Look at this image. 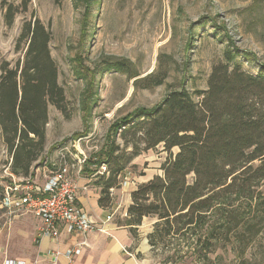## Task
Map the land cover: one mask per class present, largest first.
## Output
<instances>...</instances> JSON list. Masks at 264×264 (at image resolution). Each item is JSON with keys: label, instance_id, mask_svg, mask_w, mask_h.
<instances>
[{"label": "trees", "instance_id": "trees-1", "mask_svg": "<svg viewBox=\"0 0 264 264\" xmlns=\"http://www.w3.org/2000/svg\"><path fill=\"white\" fill-rule=\"evenodd\" d=\"M31 1H1L7 28L18 14L29 12ZM74 2L89 14L93 0ZM225 39L229 45L212 64L206 88L196 91L198 101L180 86L156 104L138 106L115 119L81 173L98 176V204L109 207L111 190L120 186L133 159L162 145L168 153L162 174L131 191L124 225L133 232L143 217L155 218L147 235L151 250L163 253L171 244L177 261L264 264V62L256 65V72L243 69L238 56L251 61L255 55ZM50 41L49 29L30 12L15 44L21 57L14 65L0 62V134L11 159L9 171L18 178H31L34 163L42 160L48 105L65 113L66 97ZM104 68L134 78L135 89L159 86L168 74L163 69L139 77L124 58L108 57ZM102 165L105 171L100 173ZM2 193L0 186V199ZM175 262L167 258L161 264Z\"/></svg>", "mask_w": 264, "mask_h": 264}, {"label": "rangeland", "instance_id": "rangeland-1", "mask_svg": "<svg viewBox=\"0 0 264 264\" xmlns=\"http://www.w3.org/2000/svg\"><path fill=\"white\" fill-rule=\"evenodd\" d=\"M1 1L0 62L6 60L14 65L21 57L15 52V44L22 21L32 12L51 32V55L66 97L65 113L48 105L46 146L42 160L34 163V174L43 165L54 170L59 165L57 151L78 138L80 146L75 144L71 150L88 158L103 144L112 121L138 106L156 104L169 90L183 86L198 101L196 91L206 88L212 64L222 59L229 45L227 36L236 47L255 55L251 61L238 56L243 69L256 72V65L264 62V0H93L89 14L74 0H32L29 12L18 14L10 28L3 21ZM108 57L130 60L139 77L163 69L168 74L159 86L135 89L134 78L104 68ZM81 67L94 73L85 75ZM84 105L88 107L86 111ZM117 141L122 145L120 138ZM177 151L176 147L171 150L173 154ZM167 156L159 145L135 157L133 166L121 177L133 180L128 191L139 180L154 173L161 175L160 167ZM10 160L0 134V186L11 180L6 170ZM42 180L40 174L31 178L34 183ZM120 187L113 189L114 198ZM27 211L0 213V246L3 243L7 257H14L11 250H16L12 238L19 241L20 254H27L37 245V219ZM22 213L34 220L36 232L12 236L15 217ZM172 246L166 252H156L161 262L170 258L176 260L172 264H195L191 259L177 261Z\"/></svg>", "mask_w": 264, "mask_h": 264}, {"label": "crops", "instance_id": "crops-1", "mask_svg": "<svg viewBox=\"0 0 264 264\" xmlns=\"http://www.w3.org/2000/svg\"><path fill=\"white\" fill-rule=\"evenodd\" d=\"M57 153L59 154V151H57ZM68 161L70 162L69 157ZM73 161L70 162V176L78 186L76 205L95 222L96 228L83 237L78 233H68L64 227H61L58 240H53L39 235L40 220L37 217L36 223L38 228L36 226L34 227V220H29L26 215L22 216L24 213L18 214V216L15 217L17 219L13 225L12 236L25 232L30 236V233L32 232L33 235L37 228V245L31 251H28L27 254H20L18 253V249L20 248L19 241L12 238L11 241L16 250L14 252L11 250V254H13L14 257H7L5 256L2 243L0 246V251H2L0 254V264H2L3 260L6 258L23 260L26 264H30L36 257L39 258L37 264H48L42 257L47 251L53 249L64 251L83 239L85 240V245L82 247L81 253L75 256L72 261H68L65 257H60L58 264H161V260L156 252L151 250L147 238V235L153 230L156 219L153 217H143L141 224L134 226L135 229L133 232L130 231V226L124 225L123 221L126 217V209L130 203V193L133 189L128 191V186L120 187V190H118L121 191L120 194L122 193V196H119L120 194L118 191L115 193L117 195L116 198L113 197L114 193H112V189L111 205L103 208L98 204L100 187L94 184L95 179H92L94 175L89 177L84 176L81 173L83 165L78 171L79 166ZM58 162H60V159ZM34 169L36 170V168L33 167L32 171ZM37 169L39 168L37 167ZM50 171L51 169H49L48 166L43 165L42 168L39 169V173L38 170L35 171L37 172L36 174H34L33 171L32 177H38L39 174L42 175L43 180L37 184H43L45 175ZM154 175H157V173L148 176L145 180H139L138 184L149 180ZM13 194V199L16 200L22 195V191L19 190ZM3 211L6 212L0 205V213H3ZM27 212L33 211L28 209ZM108 215L111 217L109 220H106V216ZM101 226H103L104 230H97V227Z\"/></svg>", "mask_w": 264, "mask_h": 264}, {"label": "built area", "instance_id": "built-area-1", "mask_svg": "<svg viewBox=\"0 0 264 264\" xmlns=\"http://www.w3.org/2000/svg\"><path fill=\"white\" fill-rule=\"evenodd\" d=\"M80 138L62 146L59 151V165L45 175L43 184H37L31 181V178H18L9 171V164L6 170L10 176V182L3 186L0 205L7 213L18 212L21 210H32L35 216L40 220L39 235L58 240L60 228L64 227L68 233H78L85 235L93 231L95 222L86 215L81 208L76 205L78 186L70 176V162L68 157L75 160L78 171L86 160L82 153H76L71 150L75 144L79 146ZM69 145V146H68ZM105 171V165L100 167V173ZM134 183L131 178L125 176L120 181L122 187ZM22 191V195L16 200L13 199L14 192ZM106 216V220L110 219ZM97 230L103 231V226L97 227ZM85 240L78 241L75 245L64 251L53 249L43 254V259L48 264H58L60 257H65L72 261L75 256L81 253ZM36 257L30 264H37ZM2 264H26L23 260L4 259Z\"/></svg>", "mask_w": 264, "mask_h": 264}, {"label": "bare ground", "instance_id": "bare-ground-1", "mask_svg": "<svg viewBox=\"0 0 264 264\" xmlns=\"http://www.w3.org/2000/svg\"><path fill=\"white\" fill-rule=\"evenodd\" d=\"M123 101V100H122ZM80 146V145H79Z\"/></svg>", "mask_w": 264, "mask_h": 264}]
</instances>
